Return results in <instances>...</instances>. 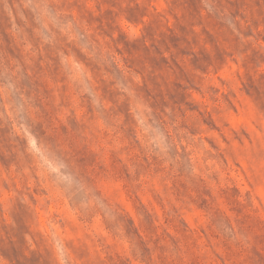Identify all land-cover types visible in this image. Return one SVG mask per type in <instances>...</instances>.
<instances>
[{"label":"rangeland","instance_id":"1","mask_svg":"<svg viewBox=\"0 0 264 264\" xmlns=\"http://www.w3.org/2000/svg\"><path fill=\"white\" fill-rule=\"evenodd\" d=\"M0 264H264V0H0Z\"/></svg>","mask_w":264,"mask_h":264}]
</instances>
